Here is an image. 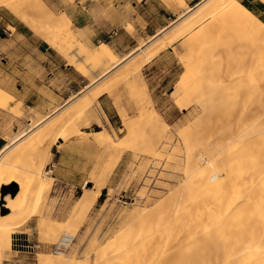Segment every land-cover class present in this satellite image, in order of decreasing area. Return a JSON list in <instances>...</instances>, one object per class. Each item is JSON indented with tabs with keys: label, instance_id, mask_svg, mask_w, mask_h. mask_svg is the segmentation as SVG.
I'll use <instances>...</instances> for the list:
<instances>
[{
	"label": "rangeland",
	"instance_id": "1",
	"mask_svg": "<svg viewBox=\"0 0 264 264\" xmlns=\"http://www.w3.org/2000/svg\"><path fill=\"white\" fill-rule=\"evenodd\" d=\"M44 1L58 15L66 12L71 19L73 15L88 21L90 25L82 29L73 22L79 42L91 49L107 42L119 58L129 56L113 68L107 78L91 85L90 79L75 65H69L66 57L11 10L5 6L0 7V87H6L16 99L8 107H0V135L7 139L4 145L17 138L20 140L19 137L26 132L32 138L36 136L40 128L30 130L29 123L38 113L45 117L60 114L75 107L82 97L95 95L91 110H87L90 113L86 111L79 120L86 124L93 119L91 126L77 125L73 133L66 132L65 139L51 145L52 150L49 149L50 153L44 161V171L52 185L48 191L50 194L47 193L44 200L35 207L37 214L24 218L23 224L11 233V250L3 252L0 264H40L37 259L39 254H53L55 243L65 232L75 235L72 247L66 253H72L77 248V264H118V259L125 264L135 260L139 254H145L144 264H154L152 251L157 240L147 235L143 228L149 229L157 220L154 216H148L142 225L137 217L130 218V214L138 209H153L163 202H166L163 207L169 205L183 182H196L198 179L194 180V176L199 170H205L206 173L209 171L210 167L204 169L207 163L201 159L200 154L211 143L217 130L219 132L224 127L244 124L249 116L250 104L234 91V86H241L254 73L256 68L250 65V61L258 59L260 53L254 40L261 39L264 30H244L233 35L231 33L235 30L232 24L227 33L218 34L211 32L213 28L205 22H199L190 34L176 37L183 26L198 21L197 12L203 11V5L210 1L200 0L188 5L190 12L195 15L191 20H187L191 16L182 20H176L177 17L169 19L170 24L151 36L149 40L153 39L150 42L144 41V38L136 42L118 27L113 28V37L93 39V36L109 28L110 14L106 13L105 6L111 0H81L88 11L83 6L75 8L76 0ZM241 1L259 6L257 2ZM144 5H149L148 13L153 14L154 22L159 21L156 18L157 11L167 5L171 7L165 0H148ZM181 9L184 10V7ZM257 13V16L264 19V12L257 9ZM30 21L39 24L43 20L31 15ZM15 24L26 35L19 34L13 27ZM203 48H208L211 53L206 50L202 52ZM88 64L86 61L81 62L85 69ZM136 67L139 74L131 84H118L110 78L112 74H117L118 78L128 79ZM205 68L228 71L229 74L238 72L241 75L229 81L233 83L232 90L221 88L223 81L218 75L213 78L209 75L212 79L210 82L205 76L202 86L192 89L193 80L199 73H205ZM181 81L186 83V87ZM104 87L108 88L107 91L97 94ZM140 90L145 91L147 99L152 100L148 101L149 111L155 109L162 121L166 119L164 121L167 125L159 123L161 127L156 134L149 124L139 120L137 94ZM229 92L230 95L227 94ZM77 95L81 99H76ZM66 100L73 101L68 106L64 105ZM52 102L62 106L60 110L55 112L43 109L46 103ZM126 120L129 124L125 123ZM91 128L106 130L111 140L108 138L109 141L103 144L98 137L82 138L79 134L70 136ZM162 129L164 136L160 142H156ZM146 136H153L155 142L147 146L144 154L139 149L145 146L141 138ZM17 142L3 159L19 147ZM48 146V143L44 144L45 149ZM153 149H157L156 153ZM191 156L195 158L192 162ZM232 157L238 159L240 153ZM27 159L21 160L22 164L27 165L31 161V158ZM221 166L216 162L212 167L218 169ZM87 189L99 190L100 196L89 211L77 212L76 204ZM17 190L16 183L6 184L2 192L15 193ZM2 212L8 214L11 209L3 208ZM42 219L48 220L47 225L41 224ZM138 232L141 238L139 242L128 247L121 246L126 237L138 236Z\"/></svg>",
	"mask_w": 264,
	"mask_h": 264
},
{
	"label": "bare ground",
	"instance_id": "2",
	"mask_svg": "<svg viewBox=\"0 0 264 264\" xmlns=\"http://www.w3.org/2000/svg\"><path fill=\"white\" fill-rule=\"evenodd\" d=\"M165 1L176 11L184 7V10L178 12L176 20L191 16L190 19H187L189 21L195 16L193 12H190L191 8L188 7L186 0ZM262 1L264 2V0ZM1 6L11 10L52 48L66 57L69 65H75L90 79L91 85L107 78L113 68L118 67L129 56L128 54L119 58L113 47L107 42L101 43L95 49L79 42L70 15L66 12L58 15L50 9L44 0H0ZM203 6V11L196 14V16L199 15L198 21L183 26L181 31L178 29L180 32L176 37H185L190 34L199 22H205L208 27L213 28L211 32L218 34L227 33L232 24L234 25L233 30H235V33H231L233 35L244 30L251 32L264 30L262 19L241 0H210ZM31 15L39 17L43 21L34 24L30 21ZM254 44L260 48L258 59L250 61V65L256 69L245 83H241L239 87L234 86V91L238 92L242 99L246 98L250 104L249 116L244 124L224 127L219 132L217 130L211 143L200 154L201 159L207 163V167L204 169L209 167L211 169L209 168L207 173L205 170H199L194 176V180L198 179L196 182H183L181 191L179 190L172 198L169 205L163 207L166 203L163 202L153 209H138L130 214V218L137 217L138 220H136L140 221L142 225L148 216H154L157 220L156 223L149 226V229L143 228L147 235L155 237L157 240L156 247L152 251L154 264H264V36L261 39H255ZM204 50L209 51L208 48H203L201 51ZM82 61L89 63L87 69L81 65ZM137 69V67L134 68L133 74L128 79L118 78L117 74H112L110 78H113L114 82L118 84H131L139 74ZM209 75L211 77L218 75L223 81H221L223 84L221 88L227 91L233 89L231 86L233 83H229V81L240 76L241 73L229 74L228 71L221 72L219 69L212 71L211 68H205V73H199L195 77L191 88H200L205 76L210 82L212 79L209 78ZM219 77L216 79L218 80ZM183 81L181 82L183 83ZM185 84L183 83L184 86ZM107 89L104 87L97 94L106 92ZM7 90L6 87L5 89L0 87V107L3 108L8 107L11 101L16 100L15 95ZM227 94L230 95V92ZM79 96L77 95L75 98L77 99ZM222 96L220 95V97ZM93 97L84 96L71 110L67 111L66 109L60 114L54 113L55 115H50V117L49 115L47 117L40 116L38 113V116L29 123L30 130L40 128L36 136L32 138L26 132L19 137L20 140L14 139L0 149V256L4 254L5 250H11V233L15 228L22 225L27 216L35 215V207L44 200L47 193L50 194L48 191L52 185L44 171L46 166L44 161L47 160L46 155L50 153L51 145L57 144L60 139H65L66 132L73 133L77 125L78 127L91 126L93 119L87 120L86 124L79 120L91 110ZM137 97L140 109L139 120L149 124L156 134L161 127L159 123L167 125L164 121L166 119L162 117L164 119L162 121L155 109H152V112L149 111L148 101L152 100L147 99L145 91L140 90ZM219 99L218 101H220ZM72 101L66 100L64 105L68 104L69 106ZM61 107L52 102L46 103L43 109L57 112ZM125 123L129 124L127 120ZM164 133L162 129L156 142H160ZM78 134L82 138H101L103 144L110 138L106 130L93 128L70 136ZM18 140L19 142H17ZM141 141L145 143V146L142 145L139 150L144 154L147 151V146L155 142L153 136L143 137ZM16 142L19 147L14 152L10 151L3 159L8 150L13 149L12 145ZM45 143L49 144L46 149L44 148ZM156 151L157 149H153L154 153ZM237 152L240 153V158L232 159V156ZM229 155H232L230 159ZM25 158H31L27 165L21 162V160L25 161ZM226 158L228 159L226 160ZM194 160L195 158L191 156L190 162ZM216 162L222 164L218 169L212 167L216 165ZM15 183L18 188L15 193L2 192L4 185ZM99 196V190L87 189L79 198L76 211H89L96 204ZM3 200L6 203L2 204ZM3 208H10L11 212L4 214ZM42 217L44 218V215ZM5 219L8 221L4 222ZM47 221L42 219L41 224L47 225ZM48 228L50 229V226ZM63 236L64 240L70 242V247L75 235L65 232ZM140 240V234L135 237L128 236L121 242V246L128 247ZM37 259L40 264H77V248L68 254L66 251L39 254ZM144 260L145 254H139L135 260H130L131 262L125 264H144ZM117 262L122 264L119 259Z\"/></svg>",
	"mask_w": 264,
	"mask_h": 264
},
{
	"label": "crops",
	"instance_id": "3",
	"mask_svg": "<svg viewBox=\"0 0 264 264\" xmlns=\"http://www.w3.org/2000/svg\"><path fill=\"white\" fill-rule=\"evenodd\" d=\"M148 0H145L144 2L147 3ZM187 5L190 6L192 3H198L200 0H186ZM251 3L257 2V6L255 4L250 5L249 8L255 12L257 15V9L261 12H264V3L261 0H249ZM144 2L142 0H111V3H107L105 6L106 13L110 14V22L108 24L109 28H107L105 31L100 33L98 36H93V39H96L97 37H113V34L111 32H114L113 28L118 27L120 28V31L129 35L132 37V40H135L136 42L140 41L141 38H144V41L150 42L149 40L151 36L157 34L162 28L168 26L169 19L174 20L178 12L181 8H179L177 11L168 5L163 8V10L157 11L156 18L159 19V21L154 22V16L153 14L148 13V7H145ZM72 7V5H70ZM78 6H83V8H87L86 5H83L81 3V0L75 1V8ZM90 6V5H87ZM247 6V5H246ZM248 7V6H247ZM90 8V7H89ZM257 8V9H256ZM88 11V8H87ZM175 17V18H174ZM262 18V17H261ZM263 19V18H262ZM72 20L75 24V26L79 28H85L86 26H89L87 20L83 17H77L72 15ZM113 20V22H112ZM161 20V22H160ZM264 20V19H263ZM15 30L21 34L26 35L25 31H23L19 25L15 24L13 25ZM129 27H131L129 29ZM123 30V31H122ZM118 31H116L117 33ZM160 35V34H159ZM101 40V39H100ZM7 139L4 136L0 135V148L6 143Z\"/></svg>",
	"mask_w": 264,
	"mask_h": 264
},
{
	"label": "built area",
	"instance_id": "4",
	"mask_svg": "<svg viewBox=\"0 0 264 264\" xmlns=\"http://www.w3.org/2000/svg\"><path fill=\"white\" fill-rule=\"evenodd\" d=\"M64 236H62L60 238V240H58L57 243H55L54 245V251L56 252H62V251H67L69 249V245L70 242H67L66 240H64L63 238Z\"/></svg>",
	"mask_w": 264,
	"mask_h": 264
},
{
	"label": "trees",
	"instance_id": "5",
	"mask_svg": "<svg viewBox=\"0 0 264 264\" xmlns=\"http://www.w3.org/2000/svg\"><path fill=\"white\" fill-rule=\"evenodd\" d=\"M243 3L249 7V4H247L246 2H243Z\"/></svg>",
	"mask_w": 264,
	"mask_h": 264
}]
</instances>
